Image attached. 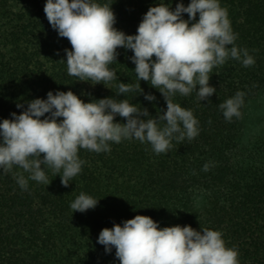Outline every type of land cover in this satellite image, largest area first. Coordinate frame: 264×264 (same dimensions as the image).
I'll list each match as a JSON object with an SVG mask.
<instances>
[{"label":"trees","instance_id":"16d2710c","mask_svg":"<svg viewBox=\"0 0 264 264\" xmlns=\"http://www.w3.org/2000/svg\"><path fill=\"white\" fill-rule=\"evenodd\" d=\"M99 2L112 3L114 27L135 34L157 0ZM176 2L171 0L172 8ZM181 2L186 6L189 0ZM43 5L44 0H0V119L19 114L16 103L46 98L50 90H71L83 102L126 98L153 117L166 110L160 92L143 80L141 94L116 95L119 82L138 84L131 50L117 49L109 68L118 79L111 82L68 75L63 50L71 45L50 27ZM220 5L237 34L236 46L255 62L244 67L229 58L214 67L209 84L216 92L208 101L199 103L195 91L172 97L193 112L198 135L173 139L161 154L135 139L111 143L107 153L81 149L84 164L67 187L50 168L45 169L48 185L29 180L27 190L15 179L22 169L0 174V264H119L115 249L106 254L97 236L135 215L160 227L218 230L226 246L237 249L239 264H264V0H220ZM237 91L244 93L240 116L225 120L218 105ZM143 93L155 100L146 101ZM114 122L125 121L117 116ZM80 192L98 199L95 208L72 212L70 203Z\"/></svg>","mask_w":264,"mask_h":264},{"label":"clouds","instance_id":"9594fccd","mask_svg":"<svg viewBox=\"0 0 264 264\" xmlns=\"http://www.w3.org/2000/svg\"><path fill=\"white\" fill-rule=\"evenodd\" d=\"M111 4L44 0L43 12L50 27L71 45V50H63L67 74L94 84L111 82L118 79L109 68L116 62L117 49L131 50L128 59L135 66L138 84L119 82L116 95L133 91L141 94L139 81L143 80L160 92L166 110L153 117L147 108L126 98H90L83 102L71 90H56L55 94L50 90L46 98L16 103L20 113L0 119V174L9 173L14 166L22 169L15 176L22 190H27L29 180L48 185L47 168L67 187L84 164L78 156L81 149L107 153L111 143L135 139L161 154L169 150L173 139L195 138L198 120L172 97L195 91L199 103L208 101L216 92L209 84L214 67L229 58L244 67L255 62L247 49L236 46L237 34L220 0H189L186 6L177 0L174 8L171 0H157L142 15L135 34L114 27ZM143 95L146 101L155 100L150 93ZM243 97L244 93L237 91L218 105L225 120L240 116ZM117 116L125 122H114ZM97 203L98 199L80 192L70 208L83 213ZM96 242L106 254L114 248L119 264H239L237 249L226 246L220 231H198L188 225L160 227L158 221L145 215L101 229Z\"/></svg>","mask_w":264,"mask_h":264}]
</instances>
